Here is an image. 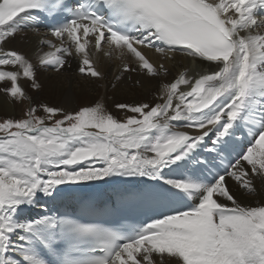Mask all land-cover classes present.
Listing matches in <instances>:
<instances>
[{
  "label": "snow or ice",
  "instance_id": "1",
  "mask_svg": "<svg viewBox=\"0 0 264 264\" xmlns=\"http://www.w3.org/2000/svg\"><path fill=\"white\" fill-rule=\"evenodd\" d=\"M28 31L35 58L4 51ZM150 50L207 67L174 75ZM105 60L119 62L112 88L162 102L115 103L123 118L100 100L35 104L0 121V264H264V197L240 199L264 183V0H0L11 100L31 99L21 78L39 90V72L73 62L106 80Z\"/></svg>",
  "mask_w": 264,
  "mask_h": 264
},
{
  "label": "bare ground",
  "instance_id": "2",
  "mask_svg": "<svg viewBox=\"0 0 264 264\" xmlns=\"http://www.w3.org/2000/svg\"><path fill=\"white\" fill-rule=\"evenodd\" d=\"M40 39H54L44 32L40 31ZM57 42L58 41H54ZM40 45L38 44L37 36L28 31L18 35L17 39L4 46V51L10 49L20 50L27 53L30 57L35 58L39 51ZM45 50H47L45 48ZM147 55L157 63H163L165 67L169 68L173 74L180 72H186L188 76L198 78L199 74H202L206 67L207 62L203 66L200 62L193 61L192 58L186 57L179 53H168V57L165 58L154 50L147 51ZM35 62V59H34ZM118 61L105 60L102 64V71L108 73V78L103 81L89 82L82 76H79L75 72L76 63L73 62L72 69L66 72L56 73L52 70L41 71L38 73V82L43 86L39 90H34L31 87V82L27 79L21 78L20 84L24 88L26 94L31 97L30 100H26V104L29 106L35 104H48L56 107H73L76 105H89L95 100L102 101L109 111L113 115L123 118V110L116 109L115 103H134L141 100H152L153 96L157 97V102H162L158 99L159 90L146 91L140 88H129L128 86H121L119 88H112L110 81L112 76L116 73V65ZM171 80V77L162 78V83ZM181 89L186 91L187 86L182 85ZM71 99V103H69ZM23 102H16L11 100L3 92H0V116L15 117L23 113ZM195 131V129L191 130ZM229 186L233 191H236V186L229 179ZM258 195L248 196L244 193L240 196L242 203L249 206H257L261 198L264 197V183L259 178L255 180ZM239 195V193H238ZM166 260L169 258H165Z\"/></svg>",
  "mask_w": 264,
  "mask_h": 264
},
{
  "label": "rangeland",
  "instance_id": "3",
  "mask_svg": "<svg viewBox=\"0 0 264 264\" xmlns=\"http://www.w3.org/2000/svg\"><path fill=\"white\" fill-rule=\"evenodd\" d=\"M44 71H47V70H44ZM24 102H25V103H23V105H22V106H23V107H22V108H23V113L26 112L27 109L29 108V105L26 104V100H24ZM49 106H50V105H49ZM51 106H53V105H51ZM23 113H22L21 115H19V116L11 117V119H19V118H22ZM36 114H37V115H42V114H44V113H42V111L38 109V111H37ZM116 117H118V116H116ZM6 118H10V117H7V116H0V121H2L3 119H6ZM118 118H120V117H118Z\"/></svg>",
  "mask_w": 264,
  "mask_h": 264
}]
</instances>
